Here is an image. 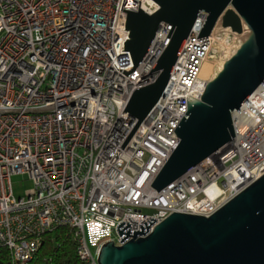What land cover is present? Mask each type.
Wrapping results in <instances>:
<instances>
[{
	"label": "built area",
	"instance_id": "2783aa9c",
	"mask_svg": "<svg viewBox=\"0 0 264 264\" xmlns=\"http://www.w3.org/2000/svg\"><path fill=\"white\" fill-rule=\"evenodd\" d=\"M138 7L148 15L158 9L153 0H0V249L9 264H28L41 235L59 225L75 229L82 264H98L104 242L122 244L119 222L140 230L155 217L152 230L173 212L209 216L264 174L263 89L257 99L248 97L252 110L248 99L232 111L234 136L225 148L163 190L151 185L178 143L174 129L200 88L203 65L228 52L217 43L219 23L214 36L198 37L203 13L164 94L120 147L137 122L124 108L135 89L157 79L150 70L171 28L157 29L148 53L126 75L134 64L119 50L121 8ZM20 173L27 175L24 195L11 183ZM86 225L115 236L92 251Z\"/></svg>",
	"mask_w": 264,
	"mask_h": 264
},
{
	"label": "water",
	"instance_id": "95a60500",
	"mask_svg": "<svg viewBox=\"0 0 264 264\" xmlns=\"http://www.w3.org/2000/svg\"><path fill=\"white\" fill-rule=\"evenodd\" d=\"M153 1L158 9L151 15L140 7L138 11L121 8L126 16L124 47L119 50L129 52L134 64L126 75L148 53L157 29L171 25L169 43L150 70V74L158 73L157 79L135 89L124 108L137 122L122 149L164 94L200 11L206 12V19L198 37L209 36L220 17L230 32L247 29L245 40L226 60L229 72L211 95L187 100V111L174 129L178 143L151 184L161 191L231 142L232 111L264 79V0ZM156 220L149 218L140 230H131L125 220L119 222L116 230L122 244L104 242L98 264H264V174L209 216L173 212L149 230Z\"/></svg>",
	"mask_w": 264,
	"mask_h": 264
},
{
	"label": "trees",
	"instance_id": "16d2710c",
	"mask_svg": "<svg viewBox=\"0 0 264 264\" xmlns=\"http://www.w3.org/2000/svg\"><path fill=\"white\" fill-rule=\"evenodd\" d=\"M41 238L42 243L28 264H82L77 251L75 229L72 226H56L44 232ZM0 264H9V255L5 249H0Z\"/></svg>",
	"mask_w": 264,
	"mask_h": 264
},
{
	"label": "bare ground",
	"instance_id": "6f19581e",
	"mask_svg": "<svg viewBox=\"0 0 264 264\" xmlns=\"http://www.w3.org/2000/svg\"><path fill=\"white\" fill-rule=\"evenodd\" d=\"M203 13L205 19H206V12L204 11H200L198 14ZM204 19V21H205ZM222 17H220V26H219V35L220 37L217 38V43L221 46H224L228 49V52L226 54V57L223 60H220L218 62L215 63L214 60L212 59H208L210 60L209 62L207 61L202 68V73L200 76V88L196 91H193L191 93V99H207L211 93L215 90V88L219 85V83L222 81V79L226 76V74L229 72V68L226 65V60L229 58V56L231 55V49H232V45L234 46V48L238 47L239 44L241 42H243L245 40V38L247 37V29L245 27H243V31L240 33L237 32H233L234 34V38L231 44H228L225 39H224V31H231L230 28L228 27H223V22H222ZM216 34V28L213 29L212 32V36H214ZM170 39V38H169ZM213 64H216V68H214V70L212 69L210 72H206L205 71V67H209L212 68ZM220 64V65H219ZM264 84V83H263ZM259 84V86L252 92V94L250 95V99H257V91H262L264 89V85ZM168 99L171 98V93L167 92V94L165 95ZM253 96V97H252ZM248 98V99H249ZM247 99V100H248ZM250 99L247 101V105L246 108L248 110H252L251 106H250ZM193 100V99H192ZM167 119H164V123H166Z\"/></svg>",
	"mask_w": 264,
	"mask_h": 264
},
{
	"label": "rangeland",
	"instance_id": "374dc122",
	"mask_svg": "<svg viewBox=\"0 0 264 264\" xmlns=\"http://www.w3.org/2000/svg\"><path fill=\"white\" fill-rule=\"evenodd\" d=\"M224 39L228 44H231L234 38L233 32L224 31ZM236 47L232 45L231 53L235 51ZM220 65V64H219ZM216 68V64L212 66V68H209L206 66L205 71L210 72L212 69L214 70ZM27 180L26 174H14L11 177V183L13 191L16 195H24L25 189H24V181ZM85 236L88 243L89 248L92 251H95L98 247V245L105 241L106 239L112 238L115 235L113 233H110L109 229L104 227L101 230L98 231H90L88 225L85 226ZM56 240L53 239V245H55Z\"/></svg>",
	"mask_w": 264,
	"mask_h": 264
}]
</instances>
